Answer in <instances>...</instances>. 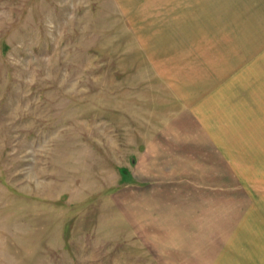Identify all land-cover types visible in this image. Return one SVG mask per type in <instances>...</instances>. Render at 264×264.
I'll list each match as a JSON object with an SVG mask.
<instances>
[{"label":"rangeland","instance_id":"374dc122","mask_svg":"<svg viewBox=\"0 0 264 264\" xmlns=\"http://www.w3.org/2000/svg\"><path fill=\"white\" fill-rule=\"evenodd\" d=\"M153 12L0 0V264H217L242 193L211 192L225 177L202 164L255 112Z\"/></svg>","mask_w":264,"mask_h":264},{"label":"crops","instance_id":"0c3cea01","mask_svg":"<svg viewBox=\"0 0 264 264\" xmlns=\"http://www.w3.org/2000/svg\"><path fill=\"white\" fill-rule=\"evenodd\" d=\"M153 9L155 27H170L173 51L184 54L187 64L209 65L202 69L209 75L199 78L216 79L222 94L231 90L230 96L240 97L235 103L249 101L255 112V135L234 138L233 150L221 146L214 152L215 166L204 160L202 165L225 177L211 192L242 193L228 204L232 220L216 263L264 264V0H153ZM222 81H233L234 87L225 88ZM225 143L219 139V145ZM241 177H248V188ZM218 202L227 205L226 199Z\"/></svg>","mask_w":264,"mask_h":264}]
</instances>
